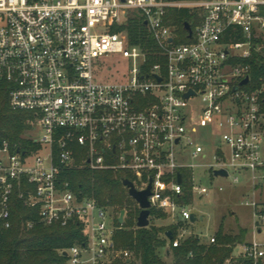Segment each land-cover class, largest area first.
I'll return each mask as SVG.
<instances>
[{
  "label": "built area",
  "instance_id": "built-area-1",
  "mask_svg": "<svg viewBox=\"0 0 264 264\" xmlns=\"http://www.w3.org/2000/svg\"><path fill=\"white\" fill-rule=\"evenodd\" d=\"M173 9L198 12L192 36L186 30L189 42L176 40ZM135 17L155 52L130 42L126 27ZM263 48L264 0H0V87L9 86L13 109L33 114L28 137L38 146L26 151L0 142L4 227H11L15 198L38 210L45 225L82 224L83 241L62 251L67 264H142L115 241L126 211L120 224L121 211L80 196L62 178L74 164L76 145L85 152L82 166L130 174L126 179L139 191L151 181L150 209L171 225L191 222L193 196L209 193L198 179L225 178L217 170L234 184L244 178L258 193L264 87L247 88L250 66L243 61ZM111 58L122 62L112 80L105 78ZM98 59L104 72L95 74ZM263 203L246 201L257 232L236 256L254 264L264 263V237L257 236ZM25 225L31 229L35 221ZM185 235L180 232L173 247Z\"/></svg>",
  "mask_w": 264,
  "mask_h": 264
},
{
  "label": "trees",
  "instance_id": "trees-1",
  "mask_svg": "<svg viewBox=\"0 0 264 264\" xmlns=\"http://www.w3.org/2000/svg\"><path fill=\"white\" fill-rule=\"evenodd\" d=\"M170 17L171 24L176 28L177 42H189L185 24L194 29L200 21L198 12L173 9ZM126 29L132 44L156 51L155 41L139 17L131 19ZM155 61L156 58L151 56L150 62ZM243 62L250 66L247 88L255 90L264 87V48L253 51L251 57ZM8 94L9 86L3 83L0 87V142L7 140L11 147L26 151L37 149L38 146L28 137L34 124L33 114L13 109ZM84 158L83 148L76 145L74 164L63 169L62 178L69 181L80 196L93 197L110 211H126L127 217L116 233L115 241L119 247L133 251L142 264H168V259L172 264H254L250 259L234 256L236 246L247 242L248 231L244 228L233 234L220 227L215 234V243L209 244L199 236L191 235L183 239L179 247L172 245L179 225H169L167 229L155 225L138 228L140 209L131 201L123 184L126 178L133 179L132 176L111 169L91 170L82 166ZM151 214L155 218L166 216L153 209ZM28 220L35 221L31 229L25 225ZM11 222V227L5 228L0 221V264H67V257L62 251L83 241V227L78 221L67 226L58 223L45 225L39 221L38 210L25 207L15 198L12 200ZM168 232H171V238L167 236ZM258 264L264 263L260 261Z\"/></svg>",
  "mask_w": 264,
  "mask_h": 264
},
{
  "label": "rangeland",
  "instance_id": "rangeland-1",
  "mask_svg": "<svg viewBox=\"0 0 264 264\" xmlns=\"http://www.w3.org/2000/svg\"><path fill=\"white\" fill-rule=\"evenodd\" d=\"M101 62L102 59L95 61V74L104 72L100 65ZM107 64L109 66L105 70V78L115 79L117 77L116 74L120 72L119 65L122 62L111 58L108 59ZM36 134L38 137H41L43 135L42 129H38ZM232 175L233 173H231ZM198 181L209 188V193L203 196H193L190 209L195 213L197 221L194 223L190 221L185 222V225H181L179 228L178 233L185 231L186 238L191 235H197L202 238L204 243L209 244L210 238L215 236L219 226L222 225L223 230L226 232L238 233L236 226L239 224L248 229L249 241H252L257 232L255 225L256 219L254 217L253 207L246 205V201L256 200L264 202V192L263 195L254 193L250 184L246 183L244 178H241V183L239 184H234L231 177L214 178L213 182H210L208 178L198 179ZM220 185L224 188L223 190H219ZM129 198L138 207L135 199L130 196ZM161 219L154 218L151 214L150 225L167 229L171 219L167 215ZM262 231V234L258 235L259 239L264 237V227Z\"/></svg>",
  "mask_w": 264,
  "mask_h": 264
},
{
  "label": "water",
  "instance_id": "water-1",
  "mask_svg": "<svg viewBox=\"0 0 264 264\" xmlns=\"http://www.w3.org/2000/svg\"><path fill=\"white\" fill-rule=\"evenodd\" d=\"M185 28L189 32V36H192V29L188 23L185 24ZM248 81H249V78L246 77L240 83V85L247 84ZM236 89H237V87L234 88V90H236ZM187 96H189V94ZM60 165H62V162H60ZM215 175L226 177L228 174L225 170H217V171H215ZM178 181L179 182L181 181L180 175L178 176ZM123 184L129 189V195L133 199H135V201L139 204V207L141 208L140 214H139L138 219H137V227L138 228L148 227L150 225L149 217L151 215V209H150L151 205L149 202V196L151 194V186H152L151 181H150L149 185L147 186V188L144 190H141V191L137 190L136 187L134 186V183L129 179H125L123 181ZM124 214H125V211L122 210L120 213V218H119L120 224L123 223ZM196 221H197V217L194 214H192L191 222L194 223ZM167 236L169 238H171V232H168Z\"/></svg>",
  "mask_w": 264,
  "mask_h": 264
},
{
  "label": "crops",
  "instance_id": "crops-1",
  "mask_svg": "<svg viewBox=\"0 0 264 264\" xmlns=\"http://www.w3.org/2000/svg\"><path fill=\"white\" fill-rule=\"evenodd\" d=\"M247 183V182H246ZM263 189H264V184H262V185H260L259 187H258V194H260V195H263ZM196 216V215H195ZM159 220H162L161 218H159ZM172 222V221H171ZM171 222L169 223L170 225H171ZM183 225H185V224H183ZM181 227V226H180ZM220 227H222V225L221 226H219V228ZM237 227V229H238V231H239V229L240 228H244V229H246L247 231H248V229L247 228H245L244 226H241V225H237L236 226ZM219 230V229H218ZM217 230V231H218ZM261 230V234H262V229H260ZM226 232V231H225ZM226 233H232V232H226ZM179 234V233H178ZM233 234H236V233H233ZM256 235V234H255ZM259 234L257 233V236H258ZM201 238V237H200ZM201 240H202V238H201ZM203 241V240H202ZM247 242L249 241V231H248V234H247V240H246ZM204 242V241H203ZM239 249V251H237ZM240 252H241V246L239 245V246H236V248L234 249V256H237V255H239L240 254ZM171 261V259H169V262Z\"/></svg>",
  "mask_w": 264,
  "mask_h": 264
}]
</instances>
